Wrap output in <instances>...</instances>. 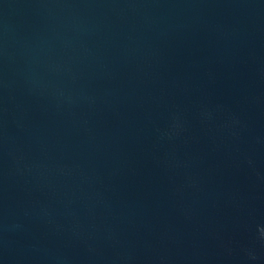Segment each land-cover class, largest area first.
<instances>
[{
	"label": "water",
	"instance_id": "1",
	"mask_svg": "<svg viewBox=\"0 0 264 264\" xmlns=\"http://www.w3.org/2000/svg\"><path fill=\"white\" fill-rule=\"evenodd\" d=\"M0 264H264V0H0Z\"/></svg>",
	"mask_w": 264,
	"mask_h": 264
}]
</instances>
